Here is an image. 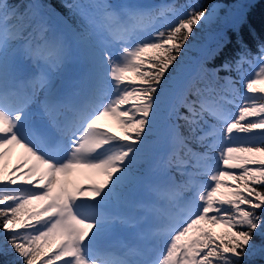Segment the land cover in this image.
<instances>
[{
    "label": "snow or ice",
    "instance_id": "snow-or-ice-1",
    "mask_svg": "<svg viewBox=\"0 0 264 264\" xmlns=\"http://www.w3.org/2000/svg\"><path fill=\"white\" fill-rule=\"evenodd\" d=\"M250 5L238 2L233 32ZM64 7L76 26L0 0V157L10 146L27 154L0 170V264H244L264 241V43L245 78L246 50L209 66L223 39L185 65L215 7ZM72 64L79 72L65 78ZM109 115L123 135L101 129ZM75 169L103 180L73 185Z\"/></svg>",
    "mask_w": 264,
    "mask_h": 264
},
{
    "label": "trees",
    "instance_id": "trees-1",
    "mask_svg": "<svg viewBox=\"0 0 264 264\" xmlns=\"http://www.w3.org/2000/svg\"><path fill=\"white\" fill-rule=\"evenodd\" d=\"M38 1L42 10L44 11V16L49 19L52 24L63 26L60 21H63L68 26H76L79 22V17L72 16L69 14L67 8L64 7L66 0H8V3L14 5L21 12L27 7L28 12L34 11V2ZM78 0H67V2H77ZM115 2H122L124 0H114ZM158 1V0H153ZM170 1V0H161ZM235 0H171L168 5L173 8H178L185 12L188 10V6L191 4H197L203 8L211 10V8L216 4H222L223 7L220 9L219 13L214 17L213 22L195 29L196 35L195 39L192 40L189 45V50L185 53V65L189 66L188 63L192 61L193 58H202L207 50H210L216 46V43L223 39L227 41L223 53L215 61H213L209 66L218 65L223 60L228 59L230 61L240 60L242 55H245V50L250 55L245 56V64L247 60L254 59L259 54V45L264 43V0H253V5L244 9L247 13V20L241 27L239 33L233 32L229 27V21H227L226 15L231 9L230 4ZM55 13L54 16H49V13ZM238 41H242L241 44ZM192 45L201 46L197 51ZM149 55H152L150 53ZM191 60V61H190ZM240 64V65H241ZM129 76L133 81L139 82L138 77L135 73L128 72ZM233 78L239 81L240 76L235 72L231 73ZM183 73L177 74V79H183ZM239 89V83H238ZM182 111V109H181ZM211 120V117H207ZM178 180L183 179V177L176 174ZM205 227L210 228L215 234L220 235L226 230L216 231L212 225H205ZM257 244V249L255 252L247 257L244 264H264V252L260 251V246L264 241L257 236L254 238Z\"/></svg>",
    "mask_w": 264,
    "mask_h": 264
},
{
    "label": "rangeland",
    "instance_id": "rangeland-1",
    "mask_svg": "<svg viewBox=\"0 0 264 264\" xmlns=\"http://www.w3.org/2000/svg\"><path fill=\"white\" fill-rule=\"evenodd\" d=\"M78 2H83V0H78ZM108 3L112 4L114 7H117L119 8L120 6L122 5H125V4H134V5H142L143 2H147V6L145 8H151V7H157V8H160V7H164L168 1H165V2H161V1H152V0H125L123 2H115L113 0H107ZM238 2H244V0H235L233 1L230 6H231V9L230 11L228 12V14L226 15L227 17V21L230 22L231 18L233 17V15L235 14L236 12V6L238 4ZM213 7L216 8V15L219 13L220 9L223 7L222 4H216L214 5ZM212 7V8H213ZM211 8V9H212ZM184 11V10H182ZM166 15L171 18V13H166ZM215 15V16H216ZM214 16V17H215ZM214 19V18H213ZM193 48L195 50H199L201 46H198V45H192ZM197 59L196 58H193L192 61L189 64V66H191V64L196 61ZM74 65L76 66V64H72V65H69L68 68L66 69V72H65V78H68L69 77V74H70V71L71 69L74 67ZM244 67L245 65L242 67V70H244ZM246 68V78L248 76H251L255 71H258L259 70V61L254 59L253 61H248V66L245 67ZM126 76H129L128 73H126ZM184 76V74H183ZM127 80L129 81H132L130 80L129 77H126ZM182 79V78H181ZM180 80V79H179ZM57 83H60V81H57ZM238 86V83L236 85V87ZM258 88L260 87H264V83L262 84H258L256 85ZM230 112L231 113H235L236 109L234 108V106H231L229 108ZM211 120L213 121V123H217V121L215 119H213L211 117ZM100 126H101V129L102 130H105L109 133H112V134H115L117 136H120V135H123V130L121 129L120 130V124L119 122L116 120L115 117H112V116H106L104 117L101 121H100ZM18 165L17 162H15L13 160V158H11L10 156H5L3 155V157H0V170L3 171L4 175L5 176H8L11 174V171L12 169ZM185 179L187 177H184ZM68 179L71 181V183L74 185L75 183H80V182H83L85 183L86 185H90V184H93V183H100L102 180H103V176L97 172H94L92 170H89V169H75L72 174L68 177ZM199 182H207V178L206 177H197L196 178ZM229 191V189L227 188H222L221 189V192L222 193H227ZM214 227V230L216 231H221V230H226L224 229L222 226H213ZM162 243H163V246L161 247V250L163 249V247L165 246L163 240H162Z\"/></svg>",
    "mask_w": 264,
    "mask_h": 264
},
{
    "label": "bare ground",
    "instance_id": "bare-ground-1",
    "mask_svg": "<svg viewBox=\"0 0 264 264\" xmlns=\"http://www.w3.org/2000/svg\"><path fill=\"white\" fill-rule=\"evenodd\" d=\"M4 155L10 156L18 164H20L27 158V154L25 153L24 149L17 146H10V148L7 150V152ZM29 163L32 162L29 161ZM79 184L80 183H75L74 185H79Z\"/></svg>",
    "mask_w": 264,
    "mask_h": 264
}]
</instances>
